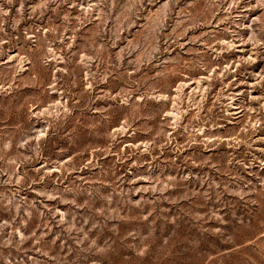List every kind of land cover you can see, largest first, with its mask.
<instances>
[{"label":"rangeland","instance_id":"obj_1","mask_svg":"<svg viewBox=\"0 0 264 264\" xmlns=\"http://www.w3.org/2000/svg\"><path fill=\"white\" fill-rule=\"evenodd\" d=\"M0 264H264V0H0Z\"/></svg>","mask_w":264,"mask_h":264}]
</instances>
